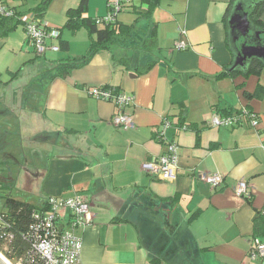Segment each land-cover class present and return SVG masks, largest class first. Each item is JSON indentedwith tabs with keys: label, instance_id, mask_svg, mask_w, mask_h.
Instances as JSON below:
<instances>
[{
	"label": "crops",
	"instance_id": "0c3cea01",
	"mask_svg": "<svg viewBox=\"0 0 264 264\" xmlns=\"http://www.w3.org/2000/svg\"><path fill=\"white\" fill-rule=\"evenodd\" d=\"M41 1L3 0L24 23L28 12L33 19L32 10ZM235 1L160 0L149 20L136 25L154 32L164 62L139 75L114 66L111 54L100 51L65 77L47 78L60 61L81 58L89 48L86 30L63 29L67 11L77 8L78 0H50L40 18L46 27L60 31V39L47 45L60 48L63 41L67 50L35 56L23 25L0 41V57L4 51L11 57L0 69V88L14 82L4 85L2 74H14L10 70L22 53L26 61L18 63L17 71L21 75L27 68L35 71L21 86L26 92L15 90L17 96L11 95L10 102L15 101L18 113L15 134L19 136L30 116L35 119L32 129L25 131L33 136L29 137L33 150H42L47 157L43 168L35 167L40 173L34 181H40L42 198L80 196L89 203L90 221L78 231L83 264H263L250 260L248 252L255 239L264 241V235L256 236L254 230L256 213L264 206V69L259 76L212 78L233 62L227 21ZM106 14L107 0H88L83 18ZM135 18L127 9L116 21L130 25ZM178 41L187 44L184 51L175 48ZM93 87H115L133 97L127 109L132 129L119 130L110 123L116 108L92 98L87 89ZM258 89L259 97H245ZM182 109L190 127H170L164 133L166 141L178 146L175 177L160 181L141 164L165 154L166 142L157 138L160 127L165 118L175 122ZM242 109L258 115L257 128L209 125L215 114ZM199 174H220L224 180L213 189L198 179ZM241 181L248 186L249 198L233 192ZM158 200L164 201L155 216L140 204ZM183 235L194 243L191 250L185 249L189 238L181 243L183 249L168 256L160 250L167 246L166 236L180 240Z\"/></svg>",
	"mask_w": 264,
	"mask_h": 264
},
{
	"label": "built area",
	"instance_id": "2783aa9c",
	"mask_svg": "<svg viewBox=\"0 0 264 264\" xmlns=\"http://www.w3.org/2000/svg\"><path fill=\"white\" fill-rule=\"evenodd\" d=\"M130 0H108L107 14L96 18L95 24L102 27L115 23L118 14L122 13ZM11 8L0 0V17L13 16ZM24 32L26 43L35 56H42L46 51H58V47L49 46V40L58 37V31L46 27L38 19L25 22ZM183 34V33H182ZM178 51H184L187 44L178 41L175 45ZM88 94L99 101L108 102L115 106L116 112L110 123L117 129L127 131L133 128L132 116L127 112L133 97L115 87H93L87 89ZM260 118L254 112L242 109L232 115H218L211 117L209 125L213 128H234L248 125L257 128ZM171 127L168 120H163L158 140L166 142V152L154 162L141 164V169L152 177L170 182L175 177L178 146L173 141H166L165 131ZM198 179L213 189H217L224 178L220 174H199ZM236 196L249 198L250 193L245 182H238L233 188ZM15 210H9L4 200L0 203V241L10 244L14 235L12 227L20 222ZM20 211H17V214ZM90 206L88 201L80 196L73 197H48L41 208L31 211L24 224L26 232L22 237L26 243L25 249L11 250V257L0 251V256L7 264H83L80 260L82 239L78 234L90 221ZM66 222L65 226L62 222ZM248 257L252 261L264 263V241L255 239L249 249Z\"/></svg>",
	"mask_w": 264,
	"mask_h": 264
},
{
	"label": "trees",
	"instance_id": "16d2710c",
	"mask_svg": "<svg viewBox=\"0 0 264 264\" xmlns=\"http://www.w3.org/2000/svg\"><path fill=\"white\" fill-rule=\"evenodd\" d=\"M134 1H138L139 5H135ZM159 1L160 0H130V3L126 6L127 8L125 10H131V12L136 16L135 21L132 24L125 25L115 21V23L98 27L95 24V19L83 18V15L86 12V8L88 5V0H78L77 8L70 9L67 11V19L63 29H68L72 33H75L80 29L86 30L90 39L89 48L85 56L81 58L60 61L52 71L47 72V78L50 80L55 77H65L70 73L71 70L86 64L94 54L100 51H108L111 54V59L114 66H119L125 70L132 71L138 75L144 74L149 71L153 66L159 64L160 61H162L158 56L159 49L156 45L154 32H146L142 29L140 30L138 29L136 24L140 20H149L152 11L158 6ZM49 2L50 0H42L41 3L38 4L32 10L35 19L41 20L40 18L45 13ZM11 10L14 13L12 17H0V41L5 38L9 33L17 29L19 26L23 25L24 29L25 23L21 19L22 15L13 8ZM263 11L264 0H258V3L249 12V19L256 29L264 31V23L261 21ZM55 30L58 31V37L55 39H60L59 29ZM58 49L65 51L68 49V44L66 42L61 41L60 48L58 47ZM163 62L164 61H162L161 63ZM263 69L264 65H262L261 62L254 61L251 63V65H249L247 69L234 70L232 72H229L227 69L213 76L212 78H214L215 80H222L225 78L233 79L239 75L245 78L251 75L259 76ZM19 73L20 70L12 74V76L10 77L11 79L6 82V84H9L13 80H15ZM6 84L4 83V85ZM258 91L259 89L254 94L245 93V97L248 100H251L253 97H259ZM185 112V109H182L180 111L175 122H170L171 127H175L176 129H188V127H190L184 123ZM222 114L232 115L233 113L224 112ZM3 119L4 118H2L1 121H3ZM165 119L168 120L167 118ZM12 126L17 128V122H15ZM15 135L18 136V132H16ZM198 136L199 133H197L196 137L198 138ZM5 189L6 187H3V190ZM2 199L4 200L5 206L9 210H15L14 215H17V220L18 222H20V225L15 223V225L12 227L11 232L13 233L14 237L10 244L4 245L2 241H0V251L4 252L6 256L11 257V253H8L11 250L15 251L26 248V243L22 237L23 232H26L24 224H26L27 222V215H29L31 211L37 210L38 208L32 206L27 202L18 201L12 198L10 195L3 197ZM163 201L164 200H158L157 202L152 201L148 204L140 202V204L146 206L155 216L157 215V210L161 212L160 207L163 205ZM17 211H20V213L17 214ZM254 230L256 236L264 235V206L261 212L256 213V217L254 220ZM185 238L189 237L183 235L182 238L178 240L176 238L174 239L172 237L166 236V239L164 240V245L166 244L167 246H160V250L165 249L167 251V256L172 251L177 252L184 248L181 243L185 242ZM189 239H187V243H185V249L191 250L192 247L190 244H192L193 246L194 243H191V238ZM157 244L158 242L154 243L152 249H155V246ZM153 263H157V261L154 260Z\"/></svg>",
	"mask_w": 264,
	"mask_h": 264
},
{
	"label": "rangeland",
	"instance_id": "374dc122",
	"mask_svg": "<svg viewBox=\"0 0 264 264\" xmlns=\"http://www.w3.org/2000/svg\"><path fill=\"white\" fill-rule=\"evenodd\" d=\"M119 15H121V13ZM26 17L28 22L32 18V13H26ZM20 28L21 27H19L18 30H20ZM17 34L20 33L18 32ZM2 54V57H0V69L4 67L7 61L11 58L9 53L6 51H4ZM22 54L18 55V59L16 60L17 62H14V65L16 64L14 67L16 68L10 70L13 73L17 71V68L19 67L18 63L21 64L26 61L25 59L27 56ZM34 72L35 71L33 69L27 68L22 72V75L20 72L19 80H14V82L8 87L0 88V117H5L3 121H1L2 119L0 118V184L2 187H6L5 190L1 188L2 191H0V203L2 202L3 197L10 195L12 198L18 201H24L34 207L41 208L44 204V202L42 203V200L44 201V199L42 198V194L39 192L40 181H34V179L37 177V175L39 176L40 173L38 169L35 170V167L38 166L39 168H43V166L47 164V157L44 155L42 150H33V144L29 139V137L33 136L30 133L26 134L25 129L27 127H31L32 129L30 124L32 123L33 125L35 121V119H31L30 115V119H27L28 122H25L27 124L22 123L21 125L20 131H22V126L23 131L19 132V136L15 135L14 131L16 127H13L12 125L16 122L15 117H17L16 115L18 113L16 114L17 111L16 105L14 104L15 101L12 103L10 102L11 95L14 98V96H17V94L14 93L15 90L17 92L19 89L24 90L23 88L21 89V86H26L28 78L33 76L35 74ZM10 79L11 78L9 74L3 72L2 82H8ZM24 91L26 92V90ZM2 93L7 94L4 96ZM29 103L31 105L30 99ZM34 105H36V103H34ZM5 108H7L6 110L9 111L8 113H6ZM10 111L12 113H10ZM7 115L10 117L8 118ZM5 119L8 120L7 123L4 122ZM37 121L40 122L39 119H37ZM4 124L7 126L4 127ZM25 173L27 176H25ZM34 173L36 176L33 175Z\"/></svg>",
	"mask_w": 264,
	"mask_h": 264
},
{
	"label": "water",
	"instance_id": "95a60500",
	"mask_svg": "<svg viewBox=\"0 0 264 264\" xmlns=\"http://www.w3.org/2000/svg\"><path fill=\"white\" fill-rule=\"evenodd\" d=\"M249 1L245 4V0H236L227 21L229 44L233 52V62L228 69L229 72L237 68L242 69L244 65H251L254 61L264 65V31L256 29L249 19V10L251 11L258 1ZM240 39H243V42L237 44ZM0 264H7L1 256Z\"/></svg>",
	"mask_w": 264,
	"mask_h": 264
},
{
	"label": "flooded vegetation",
	"instance_id": "af4514ba",
	"mask_svg": "<svg viewBox=\"0 0 264 264\" xmlns=\"http://www.w3.org/2000/svg\"><path fill=\"white\" fill-rule=\"evenodd\" d=\"M257 1V0H256ZM250 1L249 0H245V4H248ZM247 11V10H246ZM241 42H243V39H240V42L239 43H241ZM4 142V141H3ZM0 143H1V138H0ZM5 145H6V143H5ZM26 174V173H25ZM0 188H3L2 186H0Z\"/></svg>",
	"mask_w": 264,
	"mask_h": 264
}]
</instances>
